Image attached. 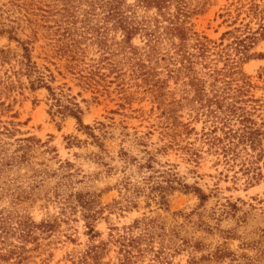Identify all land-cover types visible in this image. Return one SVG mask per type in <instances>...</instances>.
I'll list each match as a JSON object with an SVG mask.
<instances>
[{
    "label": "rangeland",
    "instance_id": "374dc122",
    "mask_svg": "<svg viewBox=\"0 0 264 264\" xmlns=\"http://www.w3.org/2000/svg\"><path fill=\"white\" fill-rule=\"evenodd\" d=\"M0 264H264V0H0Z\"/></svg>",
    "mask_w": 264,
    "mask_h": 264
}]
</instances>
